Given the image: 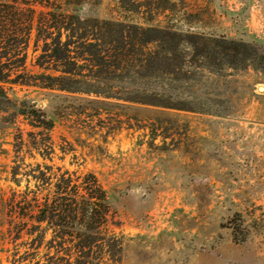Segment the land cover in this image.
<instances>
[{
  "label": "rangeland",
  "instance_id": "obj_1",
  "mask_svg": "<svg viewBox=\"0 0 264 264\" xmlns=\"http://www.w3.org/2000/svg\"><path fill=\"white\" fill-rule=\"evenodd\" d=\"M127 1L128 18L144 21L136 4L145 0ZM162 3L169 10L154 15V24L244 44L237 57L222 54L220 67L214 55L233 48L208 43L207 58L196 57L190 68L192 80L176 81L173 106L190 111L34 88L18 95L53 118L55 151L46 162L91 170L107 191L118 264H264V0ZM74 9L84 17L121 16L117 0ZM34 64L30 45L31 73ZM21 128L27 139L30 128ZM12 134L0 125V225L4 198L16 188ZM25 152V162H34ZM3 238L0 229V250L12 244Z\"/></svg>",
  "mask_w": 264,
  "mask_h": 264
},
{
  "label": "trees",
  "instance_id": "obj_2",
  "mask_svg": "<svg viewBox=\"0 0 264 264\" xmlns=\"http://www.w3.org/2000/svg\"><path fill=\"white\" fill-rule=\"evenodd\" d=\"M88 1L0 0V125L13 133L9 174L16 185L4 198L2 244H12L0 250V264L119 262L107 191L91 170L70 171L46 162L55 151L50 137L54 121L36 101L18 95L22 88L122 101L134 109L190 111L173 106L176 81L192 80L190 68L196 57L207 58L208 43L233 48L214 55L220 67L222 54L237 57L244 45L151 22L169 10L162 3L168 0L136 4L147 15L144 21L128 18L127 0H117L119 18L75 13L76 6ZM30 45L38 67L34 73L27 69ZM197 67L205 69L203 63ZM21 124L30 128L27 139ZM25 150L34 162H25Z\"/></svg>",
  "mask_w": 264,
  "mask_h": 264
},
{
  "label": "bare ground",
  "instance_id": "obj_3",
  "mask_svg": "<svg viewBox=\"0 0 264 264\" xmlns=\"http://www.w3.org/2000/svg\"><path fill=\"white\" fill-rule=\"evenodd\" d=\"M261 89V88H260Z\"/></svg>",
  "mask_w": 264,
  "mask_h": 264
}]
</instances>
